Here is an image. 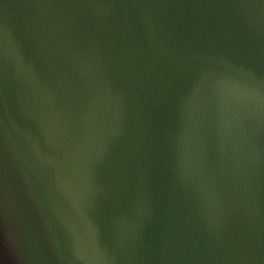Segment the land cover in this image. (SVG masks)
Listing matches in <instances>:
<instances>
[{
  "label": "water",
  "instance_id": "1",
  "mask_svg": "<svg viewBox=\"0 0 264 264\" xmlns=\"http://www.w3.org/2000/svg\"><path fill=\"white\" fill-rule=\"evenodd\" d=\"M0 264H264V0H0Z\"/></svg>",
  "mask_w": 264,
  "mask_h": 264
}]
</instances>
